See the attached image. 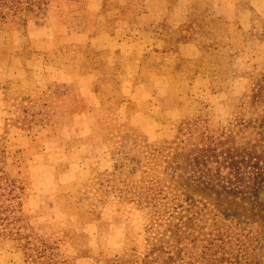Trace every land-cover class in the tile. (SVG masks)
Returning a JSON list of instances; mask_svg holds the SVG:
<instances>
[{"label": "rangeland", "instance_id": "rangeland-1", "mask_svg": "<svg viewBox=\"0 0 264 264\" xmlns=\"http://www.w3.org/2000/svg\"><path fill=\"white\" fill-rule=\"evenodd\" d=\"M260 79L264 0H53L0 25V264L141 255L137 192L190 175L179 129L254 121Z\"/></svg>", "mask_w": 264, "mask_h": 264}, {"label": "trees", "instance_id": "trees-1", "mask_svg": "<svg viewBox=\"0 0 264 264\" xmlns=\"http://www.w3.org/2000/svg\"><path fill=\"white\" fill-rule=\"evenodd\" d=\"M52 1L0 0V25L25 27ZM251 98L264 106V79ZM236 125V132L207 136L195 135L196 120L179 129L171 161L190 175L180 174L169 190L157 181L139 189L136 202L149 210L144 251L104 264H264V107L254 121Z\"/></svg>", "mask_w": 264, "mask_h": 264}]
</instances>
